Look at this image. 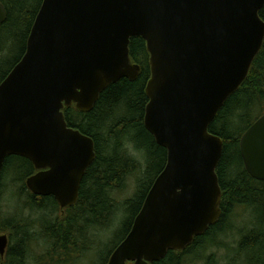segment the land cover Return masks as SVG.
I'll use <instances>...</instances> for the list:
<instances>
[{
	"label": "water",
	"instance_id": "water-1",
	"mask_svg": "<svg viewBox=\"0 0 264 264\" xmlns=\"http://www.w3.org/2000/svg\"><path fill=\"white\" fill-rule=\"evenodd\" d=\"M264 0H43L27 50L0 83V177L21 155L37 173L29 190L74 204L95 159L91 137L68 126L65 106L94 108L122 77L134 80L129 43L143 37L151 77L145 126L168 152L131 231L107 264H150L184 249L222 214L216 168L223 139L209 131L264 42ZM7 10L0 1V25ZM249 174L264 181V114L241 138ZM7 234L0 233V254Z\"/></svg>",
	"mask_w": 264,
	"mask_h": 264
},
{
	"label": "trees",
	"instance_id": "trees-1",
	"mask_svg": "<svg viewBox=\"0 0 264 264\" xmlns=\"http://www.w3.org/2000/svg\"><path fill=\"white\" fill-rule=\"evenodd\" d=\"M0 1L7 10V19L0 25L1 83L25 55L43 0ZM260 16L264 20V6ZM129 54L140 67L136 79L122 77L109 84L90 111L75 104L63 110L68 126L88 135L95 144V159L86 169L74 204L63 208L52 195L32 193L27 186V179L37 173L32 161L15 154L5 158L0 177V233L7 234L9 244L5 255L0 254V264H28L34 245L44 250L37 264H79L95 252L99 256L93 264H107L131 231L167 163L168 152L145 126L146 86L151 77L146 40L132 37ZM263 114L264 42L247 77L208 128L223 139L216 168L222 191L220 218L184 249H170L151 264H189L200 258L205 264H214L215 252L209 251L227 247L221 237L232 232L238 241L227 264H264V181L249 174L240 147L244 133ZM129 177L135 178V188L122 201L117 195ZM4 200L7 204L3 207ZM240 208L250 211L245 219L250 228L235 225Z\"/></svg>",
	"mask_w": 264,
	"mask_h": 264
},
{
	"label": "rangeland",
	"instance_id": "rangeland-1",
	"mask_svg": "<svg viewBox=\"0 0 264 264\" xmlns=\"http://www.w3.org/2000/svg\"><path fill=\"white\" fill-rule=\"evenodd\" d=\"M135 178L134 177H129V179L127 180V185L126 187L123 189V191H121L117 197L123 201V199L130 197L134 191L135 188ZM7 201L4 200L3 202V207L6 206ZM13 204H14V200H13ZM0 208H2V205H0ZM5 210V209H4ZM3 211V210H2ZM2 211H0L2 213ZM250 215V211L248 209H241L237 210V219H235V225L237 227L244 225V227H249V224H245L246 221V217H248ZM241 217L242 220H244L243 222H241V220L238 218ZM244 217V218H242ZM110 235V232L108 233ZM105 235V234H104ZM222 240H224L225 244L227 245V247H222V248H214L211 249L209 252H215V263L214 264H227V259L229 257V255L232 254V250H234L235 245H236V241H238L237 235L236 233H230L225 237H221ZM103 242H106V239L103 240ZM207 252V251H206ZM44 253V250L42 249L41 246H37L35 247V245L32 247V250L29 253V260H28V264H37V259H39L42 254ZM98 252L96 253H92L91 258L88 259L87 262H85L84 259H80L79 264H93L94 262H96V260L98 259ZM79 259V258H78ZM189 264H205V261L200 258L198 260H192Z\"/></svg>",
	"mask_w": 264,
	"mask_h": 264
},
{
	"label": "flooded vegetation",
	"instance_id": "flooded-vegetation-1",
	"mask_svg": "<svg viewBox=\"0 0 264 264\" xmlns=\"http://www.w3.org/2000/svg\"><path fill=\"white\" fill-rule=\"evenodd\" d=\"M37 172H38V170H37ZM133 264V263H132ZM151 264V263H150Z\"/></svg>",
	"mask_w": 264,
	"mask_h": 264
}]
</instances>
